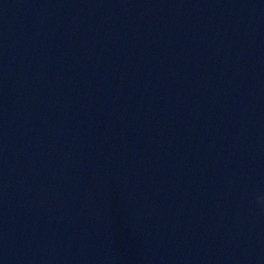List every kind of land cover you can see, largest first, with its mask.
I'll use <instances>...</instances> for the list:
<instances>
[{"label":"water","instance_id":"95a60500","mask_svg":"<svg viewBox=\"0 0 264 264\" xmlns=\"http://www.w3.org/2000/svg\"><path fill=\"white\" fill-rule=\"evenodd\" d=\"M264 0H0V264H264Z\"/></svg>","mask_w":264,"mask_h":264},{"label":"clouds","instance_id":"9594fccd","mask_svg":"<svg viewBox=\"0 0 264 264\" xmlns=\"http://www.w3.org/2000/svg\"><path fill=\"white\" fill-rule=\"evenodd\" d=\"M255 202L258 206H260L261 211L264 212V196L258 195Z\"/></svg>","mask_w":264,"mask_h":264}]
</instances>
